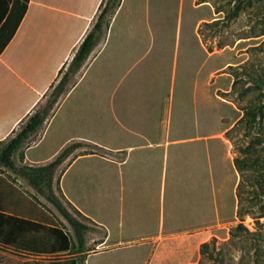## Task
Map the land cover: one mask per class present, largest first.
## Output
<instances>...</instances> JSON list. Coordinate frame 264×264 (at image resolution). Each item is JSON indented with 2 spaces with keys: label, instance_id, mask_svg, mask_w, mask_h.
Wrapping results in <instances>:
<instances>
[{
  "label": "crops",
  "instance_id": "1",
  "mask_svg": "<svg viewBox=\"0 0 264 264\" xmlns=\"http://www.w3.org/2000/svg\"><path fill=\"white\" fill-rule=\"evenodd\" d=\"M102 1L0 0V153L12 138L23 130L32 115L42 113L40 106L47 92L55 88L62 76L66 74L67 79L63 91L58 96L59 100L57 98L44 114L42 125L31 133L14 152L15 164L33 167L47 165L65 147L72 143H81V146L73 150L62 162L64 167L59 171L58 185L71 209L99 228L103 234L100 240L93 243L95 248L86 247L90 241L85 242L84 239L83 251L76 253L84 256L82 264H89L92 257L104 251L120 247L125 232L136 233L145 241L144 246H148L149 253L147 264H186L189 257L184 248L188 235L180 236V232L195 229L198 225L199 213L195 212V209H198L197 206L190 199H185L189 197L192 199L193 195H183L186 190H184V182L187 183L186 186L191 185L187 187L188 191H198L203 186L205 191L211 194L212 202L210 194L207 195L209 202L207 204L211 207L212 203L209 218L211 216L215 218L217 216L216 179L213 151L210 145L217 140V133L215 131L200 132L197 121L187 117L190 129L185 136H180V92L185 90L187 93L184 110L190 113L192 111L194 116L200 98V87L197 83L194 84V78L191 79L192 82L189 79L186 87L180 80L184 0H180V15L176 28L174 56L170 64L171 71L167 73L165 81L161 80V83H158V75L156 77L154 75V65L158 66L157 58L145 65L144 71L130 75L137 63L142 62L147 54H151L156 41L152 26L148 23L151 35L148 50L139 61L127 62L128 59L131 60L132 47L130 46L132 39L135 38L136 28L130 20L126 19V25L123 21V23L119 21L120 27L116 29L119 14L126 0L119 1L109 19L108 27L104 29L106 34L102 38L99 36L87 58L78 68L69 71L80 44L96 22ZM201 21L206 20L197 19V25ZM112 32H117L116 35L119 38H125V41L122 42L123 47L117 45L113 48L111 55L108 56L107 68L116 69L121 60L131 65L125 70L120 82L113 87L109 98L97 77L101 69H96V80L93 83L95 86L81 90L76 103L71 106V111L75 113H83L84 109L90 107L98 114L97 118L101 119L104 105L110 103L115 124L109 132V140H98L79 134L65 140L48 156L37 157L31 154V151L46 138L51 130L50 124L56 109L64 100H69L81 89L86 76L106 50V41ZM194 37L196 38V35ZM190 74L193 77L195 73ZM71 75L74 76V80L69 84ZM86 103L89 106H86ZM82 118L81 114L77 116V119ZM72 126L66 113L64 129ZM226 129L223 128L222 131ZM86 144L107 150L111 158L99 153H81L79 149ZM193 147L199 149V154L196 158L191 156L196 163L195 166L193 164L190 166L186 164L188 155L185 151ZM9 171L10 169L0 161V174L7 175ZM200 171H202V179L199 178ZM184 172L189 174L188 181L184 178ZM195 172L197 180L192 178ZM56 174L57 169L54 175ZM68 175H70L69 183L65 189L61 181ZM56 182L57 178L54 176V189H56ZM168 182L174 186L175 190H180L182 214L195 216V226L180 230L175 226L164 229V198ZM153 185H158L160 189L156 228L152 225L155 212L150 199ZM110 194L113 198L111 205L108 201ZM175 203L177 202H173L174 206H176ZM94 208L96 210H93ZM110 208L120 215L117 221L119 238L114 243L111 242L112 226L116 223L110 222L106 213L100 211V209L102 211L106 209V212ZM174 214L180 216V205ZM13 252L24 258L8 254L2 262L7 260L13 264H25L29 260L26 258L29 253L25 250ZM42 255L40 253L37 257Z\"/></svg>",
  "mask_w": 264,
  "mask_h": 264
},
{
  "label": "rangeland",
  "instance_id": "2",
  "mask_svg": "<svg viewBox=\"0 0 264 264\" xmlns=\"http://www.w3.org/2000/svg\"><path fill=\"white\" fill-rule=\"evenodd\" d=\"M195 1L184 0V15L181 24L183 53L180 60V80L183 86L186 87L189 84V79L192 82L191 79L194 78V84L197 83L198 87H200V98L197 112L194 116L192 111L190 113L184 110L187 93L185 90L180 92V136H185L190 129L187 117L197 121L200 132L215 131L217 133V140L210 145L214 157L217 216L209 218L212 203L211 207L207 204L209 203L207 195L210 193L208 194L203 186L198 191H188L187 187L191 185L186 186L187 183L184 182V190H186H183V195H193L192 199L190 197L185 199H190L198 208L195 209V212L198 211L199 213L197 227L188 232H180V236L188 235L184 248L189 257L186 260V264H264V217L259 219L258 224L249 215L240 218L236 216L235 189L239 181V174L233 165V159L238 155L236 150L238 146L244 147L248 145L256 135H260L264 139V0H241L240 10L236 17L220 23L212 31L209 28L203 29V34L205 35L204 44L201 42L199 35L195 34L199 24L202 22L197 25V19L201 18L206 21L220 19L224 16V12L232 11L235 0H209L212 5L209 2L196 4ZM214 9H222L224 12L214 13ZM179 15L180 0L125 1L119 14L116 29L120 27L119 21H123L126 25V19L130 20L131 24L136 28L135 38L132 39L130 46L132 47L131 60L128 59L127 62L139 61L144 52L148 50L151 39L148 23L152 26L156 41L151 54H147L142 62L137 63L134 70L131 71V76L141 70L144 71L145 65L151 63L152 59L157 58L156 63L158 66L154 65V75L155 77L158 75V83H161V80L165 81L167 73L169 74L171 71L170 64L174 56ZM116 33L112 32L107 38L106 50L95 67L86 76L81 89L75 92L69 100H64L56 109L50 124L51 130L46 138L31 151V154L37 157L48 156L52 151L59 148L65 140H69L71 136L79 134L97 138L98 140H109V132H111L115 124L110 103L109 105L108 103L106 106L104 105L105 108L101 119L97 118L96 115L98 114L90 107L84 109L83 113H75L71 111V106L76 103L81 90L95 86L93 83L96 80V69H101L97 73V77L100 79V86L106 89L107 97L109 98L113 87L120 82L125 70L131 65L121 60L120 63L118 62L116 69L109 70L107 68L108 56L111 55L113 48L117 45L123 47L122 42L125 41V38H119ZM105 34L106 30H103L100 37L102 38ZM194 35H196V38ZM218 45L221 48H217ZM207 46L214 47L213 52H207L205 49ZM74 68V66H70L69 71ZM191 72L195 73L193 77L190 74ZM69 79L70 84L74 80V76L71 75ZM142 84L144 86L143 82ZM56 93L57 90L55 88L47 92L44 102L40 106V111L45 114L48 112L51 103L56 97ZM85 105L89 106L87 103ZM250 105L261 109L262 115L256 128L249 132L244 123L237 124V122L243 116L244 112L242 109ZM66 113L68 120L70 119L73 126L64 129ZM80 114L83 118L77 119ZM223 128L227 129L223 132ZM262 147H264V144L258 145L257 149H262ZM79 151L81 153L104 154L111 158L110 152L97 148L92 144L84 145ZM185 153L188 155L186 164L195 166L196 161L191 156L196 158L199 154V149L195 147L192 149L188 148ZM61 164L56 168L57 174L54 176H56L57 182L56 189L53 188V190L64 207L76 218L88 225V229L84 231V239L85 242L90 241V243L86 244V247L95 248L93 243L102 238V231L72 210L58 191L59 171L64 167L63 163ZM262 165L264 166V161ZM200 172L201 176L199 178L202 179V171ZM250 172L247 175L250 177L249 183L251 184L256 181L254 178L256 175L264 174V169ZM196 175L197 173L195 172L192 177L195 180H197ZM4 176L53 216L57 225L68 235L71 248L67 253H53L51 252L52 237L46 233L30 234L17 245H0V264H13L7 260L2 262V259L6 258L8 254L19 258L20 255L13 252L17 250H25L29 253V256L26 257L29 260L25 264H68L71 258H74L78 264H82V257L84 256L76 254L78 242L74 230L60 212L43 195L39 194L32 186H29V183L26 182L27 180L16 173L15 170H10ZM184 176L188 181L189 174L186 172ZM69 177L70 175L63 177L61 181V185L65 189L68 186ZM168 179L170 180V177ZM259 179L262 180L263 178ZM169 183L166 186L164 198V229L175 226V228L180 230L188 226H195V216H184L182 214L180 190H175L174 186ZM250 184L245 187L246 196L249 199H253L255 192L258 194V198H254L257 201L254 207L257 213L259 207L264 204V193L260 191L256 182L252 186ZM151 188L150 199L155 212L152 225L153 228H156L160 189L158 185H153ZM192 188L196 189L197 187ZM210 198L212 202L211 194ZM108 199H110L108 201L111 205L113 203L111 194ZM173 202H177L175 203L176 206L173 205ZM179 205L180 216L179 214H174L178 211ZM93 210L96 209L94 208ZM105 210L102 211L100 209L101 212L106 213V217L110 222L116 223L115 226H112L113 237L111 242L114 243L119 238L117 221L120 219V215L116 211L114 212L113 208L108 209L106 212ZM238 223L246 226L248 232L240 231L237 237L232 238L230 232ZM123 238L120 247L104 251L92 257L89 264H147L149 259L148 246H144L145 241L140 239V235L125 232ZM204 242H209L210 246L208 253L202 257L200 255V245ZM40 253L43 255L37 257ZM20 257L24 258L23 256Z\"/></svg>",
  "mask_w": 264,
  "mask_h": 264
},
{
  "label": "trees",
  "instance_id": "3",
  "mask_svg": "<svg viewBox=\"0 0 264 264\" xmlns=\"http://www.w3.org/2000/svg\"><path fill=\"white\" fill-rule=\"evenodd\" d=\"M25 1L27 2V0ZM119 1L120 0L102 1L96 22L92 30L85 36L80 44L71 62V66L78 68L87 58L96 44L100 34L108 27L109 19L113 14V10L118 6ZM195 2L196 4H204L209 2V0H196ZM240 2L241 0H235L233 5L234 8L230 12H224L222 9H214V13L224 12V16L220 19L202 21L199 24L197 34L203 44L205 39L203 29L209 28L210 31H212V29L217 27L220 23L226 22L229 18L236 17L240 10ZM217 48H221V46L218 45ZM205 49L207 52L211 53L213 52L214 47L207 46ZM66 79L67 75L64 74L55 87L57 93L50 108L63 91ZM242 110L244 112L243 116L238 120L237 124L244 123L250 132L258 125V121L262 115L261 109L256 108L254 105H250ZM44 114V112H38L29 118L23 130H21L1 149L0 161L5 167L10 170H15L16 173L25 178L39 194L43 195L46 200L60 212L63 218L74 230L78 242V250L76 253H80L83 251L84 231L88 229V226L74 217L64 207L59 197L53 190V180L57 166H59L73 150L80 147L81 143H72L65 147L59 155L47 165L36 167L16 165L13 160V154L21 146L22 142L42 125L44 121ZM260 144H264V139L262 136L256 135L255 138L251 139L248 145L244 147H237L236 150L238 155L233 159V165L236 172L239 174V181L235 189L237 202L235 214L238 218L249 215L254 218L258 224L259 219L264 217V204L259 207V211L256 213L254 207L256 206L257 201L255 199L258 198V194L255 192V199L253 198L254 202L253 199H249L246 196L245 187L250 184V177L247 175L251 173L250 171L256 172L257 170L262 171L264 169V166L262 165V162L264 161V147L259 150L257 149V146ZM254 178L256 179L255 182L259 186L260 191L264 193V174L256 175ZM259 178L263 179L260 180ZM254 183H251L250 186ZM58 191L63 197L59 186ZM240 231L248 232V229L242 223H238L232 228L230 232L231 237H237ZM36 233H46L48 236L52 237L53 245L51 247V252L61 253L70 251V239L68 235L57 225L53 216L41 207L35 200L24 193L15 183L10 181L6 176L0 174V245H17L19 242L24 240L26 236ZM209 246V242H204L200 245V255L202 257L208 253ZM210 256L213 257L211 254ZM83 261L84 257H82V263ZM68 264H78V262L74 258H71Z\"/></svg>",
  "mask_w": 264,
  "mask_h": 264
}]
</instances>
